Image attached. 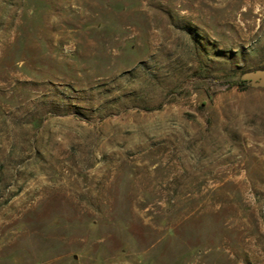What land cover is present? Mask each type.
I'll return each instance as SVG.
<instances>
[{
	"label": "rangeland",
	"instance_id": "obj_1",
	"mask_svg": "<svg viewBox=\"0 0 264 264\" xmlns=\"http://www.w3.org/2000/svg\"><path fill=\"white\" fill-rule=\"evenodd\" d=\"M264 0H0V264H264Z\"/></svg>",
	"mask_w": 264,
	"mask_h": 264
},
{
	"label": "water",
	"instance_id": "obj_2",
	"mask_svg": "<svg viewBox=\"0 0 264 264\" xmlns=\"http://www.w3.org/2000/svg\"><path fill=\"white\" fill-rule=\"evenodd\" d=\"M239 81L249 88L264 89V67L243 71Z\"/></svg>",
	"mask_w": 264,
	"mask_h": 264
},
{
	"label": "trees",
	"instance_id": "obj_3",
	"mask_svg": "<svg viewBox=\"0 0 264 264\" xmlns=\"http://www.w3.org/2000/svg\"><path fill=\"white\" fill-rule=\"evenodd\" d=\"M240 85H242V86H243V84H242V83H240Z\"/></svg>",
	"mask_w": 264,
	"mask_h": 264
}]
</instances>
